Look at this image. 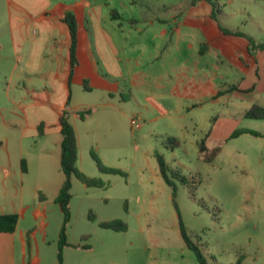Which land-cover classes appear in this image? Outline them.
<instances>
[{
    "label": "rangeland",
    "instance_id": "374dc122",
    "mask_svg": "<svg viewBox=\"0 0 264 264\" xmlns=\"http://www.w3.org/2000/svg\"><path fill=\"white\" fill-rule=\"evenodd\" d=\"M245 1L92 0L103 11L115 8L121 16V27L115 22L110 30L107 20L104 26L120 49L123 76L118 78L119 90L112 99L100 89L88 91L80 84L72 85L70 106L91 104L94 109L87 119L76 118L81 136L77 167L87 176L101 178L105 186L88 187L72 176L65 229L69 245L62 250L63 264H199L183 240L180 223L207 264H264V137L229 136L235 129L264 135V119L245 116L252 104L264 106V92L251 97L228 93L218 100L208 95L210 89L230 88L240 81L243 86L245 71L238 51L243 38L229 37L234 44L228 55L223 54L219 42L208 37L211 25L204 12L222 28L255 34L264 43V13L259 5L248 7ZM199 41L211 46L202 55L198 54ZM13 56L8 39L2 38L0 103L5 98L3 75H9ZM194 61L218 78L213 76L209 89L202 93L189 90L186 98L176 96L171 87L178 71L188 67L191 74ZM104 101L117 104L118 111L112 113L100 105ZM168 137L175 138L178 146L171 148ZM201 139L205 153L199 152ZM47 146L52 152L45 158L48 172L39 174L33 169L26 176L31 182L38 179L40 185L25 184L23 198L28 209L17 223L18 231H27L29 255L34 261L38 258L35 264H57L63 221L55 198L64 174L56 154L55 161L51 158L55 148L50 143ZM216 147L219 150L207 161ZM91 149L104 165L125 174H99ZM156 153L171 169L181 172L193 192L174 178V189L163 180ZM109 220L123 222L126 229L99 226Z\"/></svg>",
    "mask_w": 264,
    "mask_h": 264
},
{
    "label": "crops",
    "instance_id": "0c3cea01",
    "mask_svg": "<svg viewBox=\"0 0 264 264\" xmlns=\"http://www.w3.org/2000/svg\"><path fill=\"white\" fill-rule=\"evenodd\" d=\"M252 3L259 5L260 12L264 13V0L245 1L248 7ZM67 12H72L77 22L78 61L69 82L68 103L70 33L63 20ZM115 13L116 16H113ZM204 13L211 25L208 37L215 39L216 43L219 42L217 47L223 54L228 55L230 45L234 44L229 37L243 38L238 47L239 55L244 59L241 63L245 71L243 86L240 81L231 85L236 86V89L230 92H227L228 87L222 90L210 89L208 95L211 100H218L220 96L228 93L251 97L264 92V49L252 47L250 43L252 41L254 45L262 44L257 36L225 34L218 28L219 23L209 16L208 11ZM106 20L110 23V30L114 29L115 22L121 27V16L115 8H109L105 12L100 3H93L92 0H0V46L2 38L8 39V46L14 52L9 75H3L5 87L2 95L5 98L2 99L4 103H0V191H6L0 195V213H17V223L28 209L23 198L25 184L27 187L40 185L38 179L31 182L26 176L33 169L39 174L48 172L45 158L52 153L48 143L53 145L56 152L54 156L51 154V158L55 161L56 154L59 159L61 134L58 117L64 109H67L68 119L75 130L79 165L81 136L80 129L76 126V118H80L77 111L92 109L90 115L80 118L85 120L94 114V109L91 104H81V108L70 106L72 85L76 83L83 87L85 81L88 91L100 89L111 99L119 90L118 78L123 76L122 58L112 32L104 26ZM131 21L135 23L137 20ZM199 45V55L211 48L207 42L199 41ZM236 57L240 59L239 56ZM234 62L238 63L237 60ZM241 64L238 63L237 66ZM191 68V74L188 73V67L178 71L175 84L171 87V92L176 96L186 98L190 92L202 93L203 89H209L213 76L218 78L213 72L202 70L198 61L192 62ZM197 104L199 103L195 105ZM100 105L108 106L112 113L118 111L117 104L112 101H104ZM71 116L74 118L71 119ZM40 124L41 134L38 131ZM24 145H27L26 148ZM21 159L26 162L25 172L21 169ZM33 161L36 163L34 166ZM79 168L83 170L80 166ZM57 183L59 177L56 176V186ZM58 187L59 192L61 185ZM33 213L36 217L40 216L36 209ZM17 227L16 225L13 233L0 232V264H35L38 258H35L36 261L33 256H29V260L25 259L27 231H18ZM34 232L33 230L31 234ZM29 245L31 246L30 242Z\"/></svg>",
    "mask_w": 264,
    "mask_h": 264
},
{
    "label": "trees",
    "instance_id": "16d2710c",
    "mask_svg": "<svg viewBox=\"0 0 264 264\" xmlns=\"http://www.w3.org/2000/svg\"><path fill=\"white\" fill-rule=\"evenodd\" d=\"M116 16V13L113 15ZM64 22L67 24L69 33H70V46H69V55H70V73L68 77V97L67 102H69L70 98V80L74 71V67L77 65L78 61L76 58V44H77V22L74 14L72 12H67L63 18ZM218 28L225 34H236V35H242L238 32H232L229 30H226L222 28L220 25H218ZM252 44V47H257L264 49V43L259 45H254L252 41H250ZM84 89L89 90V87L85 84L83 85ZM236 86L230 87L227 92H230L232 90H235ZM92 113L91 108L81 109L77 111L78 116L81 119L86 118L88 115ZM245 116L248 118L253 119H264V107L259 104H252L251 107L245 112ZM58 125L59 130L61 134V141H60V156H59V165L60 169L64 174V180L63 183L59 189V192L55 198V201L59 204L60 210L63 214V221L59 232V238H58V249H57V264H63V258H62V250L64 246L69 245V243L66 240V224L69 220V202L71 199V193L70 189L72 186L71 179L72 176H75L78 178L82 183H84L88 187H104L105 183L104 181L99 177H90L87 176L85 173H83L78 167H77V157H78V146H77V140H76V134L75 130L70 123L68 119V111L67 109L62 110L58 117ZM42 126L41 124L38 126V131L41 134L42 133ZM242 133H250L255 136H263V134L249 129H235L231 134L230 137H236L239 134ZM167 142L171 144V148L178 146V141L173 137H168ZM219 150V147H216L213 149L210 155L206 156V160L209 161L212 157H214V154ZM207 151V147L205 145V140L201 139L199 142V152L205 153ZM90 156L94 160L96 167L100 173L103 174H121L124 175L125 173L118 169L106 166L102 163L100 158L97 156L96 152L94 150H90ZM156 159L158 164L159 172L163 178V180L171 186L173 189L175 187V180H177L179 183L186 185L190 188V191L193 192L194 187L192 185H189L186 178L181 174L179 170H174L169 167V165L165 162L163 157L156 153ZM21 169L22 171H26V162L24 159H21ZM40 198H42L40 196ZM94 217V216H93ZM91 217L93 220L94 218ZM18 221V214L17 213H0V232H8L13 233L16 229ZM99 226L102 228H109L116 231L125 230L126 225L119 221V220H109V221H101L99 222ZM180 232L183 237V240L188 248H190L199 262V264H207V261L204 257V255L201 252V249L198 247V245L192 241L189 240L187 237L184 227L180 223ZM75 247H81L80 245H77ZM82 248H84V245H82ZM29 253H30V245H29V239L27 240V255L29 260Z\"/></svg>",
    "mask_w": 264,
    "mask_h": 264
},
{
    "label": "built area",
    "instance_id": "2783aa9c",
    "mask_svg": "<svg viewBox=\"0 0 264 264\" xmlns=\"http://www.w3.org/2000/svg\"><path fill=\"white\" fill-rule=\"evenodd\" d=\"M131 124L132 125L135 124V119L134 118L131 119Z\"/></svg>",
    "mask_w": 264,
    "mask_h": 264
}]
</instances>
